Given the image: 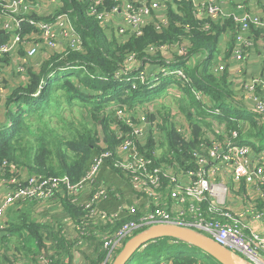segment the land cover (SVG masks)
Returning a JSON list of instances; mask_svg holds the SVG:
<instances>
[{"label":"trees","instance_id":"1","mask_svg":"<svg viewBox=\"0 0 264 264\" xmlns=\"http://www.w3.org/2000/svg\"><path fill=\"white\" fill-rule=\"evenodd\" d=\"M42 1L25 0L35 7ZM58 2L60 5L52 14L28 10L22 17L52 22L58 14H67L81 38L82 49L62 46L49 53L39 49L38 53L45 55L36 61L38 67H27L25 81L5 88L6 95L0 96V112H4L0 120V165L5 163V173L21 182L27 178L67 177L71 183H77L103 152L112 154L102 159L80 199L72 201L64 190L54 194L52 200L62 208L61 216H68L63 223L50 217L48 210L43 214L36 211V205H43L37 202L25 199L9 206L0 227L1 264H19L18 254L26 259L21 264H42V261L103 264L107 251L102 234L115 232L129 221L138 222L155 209L154 204H147L144 193L133 188L129 174L115 165L121 143L116 134L130 131L122 120L115 118L117 108H125L135 116L137 108L147 111L148 105L160 103L155 105H159L156 111L146 115L149 125L144 139L136 144L138 154L151 158L154 165L161 163L164 167L172 165L176 169L192 170L195 168L193 150L205 149L213 140L222 142L225 137L232 142V131L238 134L237 144L255 152L264 149V112L256 113L238 102V93L226 69L214 71V50L220 38L236 32L230 19H197L191 1L174 0L168 3L166 23L159 30L149 24L139 36L122 39L113 32L110 38L89 15L88 2ZM113 4L105 0L106 7ZM205 23L209 24L208 29L203 28ZM39 35L41 31L36 26L22 23V37L41 42ZM9 37L8 32L0 33V44ZM176 44L185 45V54H170L173 59L167 60L164 52ZM17 52L21 57L25 50L19 46ZM130 53H134L137 63L125 70V60ZM5 56L1 61L10 63V56ZM178 70L184 78L177 74ZM170 89L179 92L176 102L178 112L182 113L181 122L174 119L176 115L171 105L167 110L162 105V99L165 101L170 96ZM161 95L162 99H158ZM77 105L85 111L80 121L73 118L63 120L61 126L51 125L54 118H61L63 109ZM214 124L222 127L221 135L215 132ZM240 184L243 190L244 185ZM161 185V196L165 197L168 180L164 178ZM101 188L105 190L103 199L85 208L91 195ZM167 196L169 202V194ZM252 205L254 211L264 213V198L254 200ZM123 206H134L135 212L130 213ZM94 208L116 212V220L102 223L96 219L93 223L88 215ZM199 211L204 218L213 217L207 202L200 204ZM38 213L45 218H38ZM71 221L77 238H70L65 230L67 222ZM83 225L86 231L81 233ZM144 229L146 227H139L131 236ZM79 246L83 262L77 261ZM122 247L114 250L105 264H110ZM126 264L220 263L187 242L164 236L147 242Z\"/></svg>","mask_w":264,"mask_h":264},{"label":"built area","instance_id":"2","mask_svg":"<svg viewBox=\"0 0 264 264\" xmlns=\"http://www.w3.org/2000/svg\"><path fill=\"white\" fill-rule=\"evenodd\" d=\"M89 3V13L106 30L107 34L127 39L131 36L142 34L143 28L149 24L154 25L158 30L166 23L165 11L168 3L174 0H111L114 2L110 7L105 6V0H84ZM182 1V0H175ZM193 6V14L197 19L212 21L219 18L231 19L236 26L234 34V47L232 59L234 62H241L245 55V48L249 45V40L245 33L254 29L261 30L264 35V18L260 15L248 12H235L223 10L212 2H201L199 0H189ZM28 10H34V5H29L25 0H0L1 25L5 32L10 34V39L0 44V59L10 53L16 46L23 47L25 56H18L22 63L38 53L39 49L50 52L62 46H68L74 50L82 49V41L78 33L70 23L68 15L58 14L52 22L35 21L31 18L22 17ZM28 22L36 26L41 31V42L30 40L21 36V24ZM204 29L209 28V24L203 25ZM30 41V42H28ZM30 46L25 48V45ZM184 49L180 54L184 53ZM152 48L149 49L151 51ZM185 54V53H184ZM264 57V51H263ZM137 61L134 53L127 55L124 69L130 70ZM222 69L223 66H219ZM177 74L184 78L181 71ZM251 102V110L256 113L264 112V70L260 77L250 81L246 89ZM217 111V109H216ZM138 113V112H137ZM136 113V114H137ZM117 120H122L130 131L124 134H116L120 139L115 165L127 172L133 188L146 195L147 204H154L153 211L140 217L138 222L129 221L115 232H104L102 234L103 247L106 249V258L109 260L111 253L123 246L124 241L130 237L139 227H150L154 224H176L188 227L211 238L220 245L239 254L249 264H264V213L254 211V206L249 205L244 211L234 212L226 204L228 189L221 186L215 189V180L210 178L217 170L224 165V170L230 173L234 182L243 180L246 185L264 195V169L259 163L250 166V148L246 145L237 144L236 131L231 132L234 140L223 139L220 142L213 140L210 146L205 149H195L192 158L195 168L192 170L176 169L172 165L164 167L154 165L149 157L140 156L136 144L144 139L148 119L139 114L133 116L126 112L125 108H117L114 114ZM217 135H221L218 129ZM188 135H185L187 138ZM112 152H103L94 160L85 176L77 183H71L67 177L34 179L27 178L25 182L8 176L3 168L5 163L0 165V220L14 202L28 200L45 204L52 200L54 194L60 190L72 197V201L80 199L86 193V188L90 180L98 170L102 159L110 156ZM10 173V172H8ZM168 180L167 195L161 196L162 180ZM211 181V182H210ZM20 182L22 184H20ZM105 196V190L101 188L91 195L89 202L84 207L88 208L93 202H99ZM207 202L208 211L213 217L204 218L200 213V204ZM130 213L135 212L134 206H123ZM199 211V212H198ZM116 212L92 209L88 215L93 223L95 220L102 223H113L116 219ZM251 221H261L263 232H255L250 228ZM1 227V225H0ZM79 229V226L77 225ZM81 233L85 230L82 226ZM246 230L249 232L246 233ZM42 264H47L42 261Z\"/></svg>","mask_w":264,"mask_h":264},{"label":"crops","instance_id":"3","mask_svg":"<svg viewBox=\"0 0 264 264\" xmlns=\"http://www.w3.org/2000/svg\"><path fill=\"white\" fill-rule=\"evenodd\" d=\"M46 1L47 0H43L40 4L44 5V3ZM48 1L52 6L53 5H55V6L60 5L58 0H48ZM199 1H201V2H212V3L220 6L223 10L235 11V12H248V13L260 15L262 18H264V0H199ZM41 5L38 7H41ZM43 13H45V12H43ZM219 19L226 20L227 18H219ZM218 20H215V21H218ZM1 30L3 32H1ZM0 33H5V30L2 28V25H1V20H0ZM228 35H230V34L228 33ZM228 35H223L220 38L219 42L220 41L224 42L225 43L224 46H228V47H226L225 52H230V55L227 56L226 58L224 57L226 55L224 52L223 58L228 59V60H232L231 55H232V50L234 47V37H233L234 35H230L231 38H229ZM245 37L249 40V45H248V47L245 48V55H244L242 61L238 62V63L241 64L240 67H245V66L246 67H245V70H243L242 68L241 69L239 68V70H238L239 74L237 76H239L240 73H242V75L244 76V73L249 71V76L246 79L250 78L252 81L257 77H260L263 73V70H264V57H263L264 35L262 34L261 30L254 29V30H251L250 32L245 33ZM9 39L10 38L5 40L4 42L8 41ZM30 40H32V38H30ZM34 41H36V40L34 39ZM28 42H30V41H28ZM219 42H218V44L214 50L216 63H217V60L220 58V56H219ZM40 51H41V49H40ZM25 54H26V51L24 52L23 55H21V57L25 56ZM41 55H42V53H37L35 56L36 58L33 57L31 59H27L26 62H24V63H22L20 60H18V62L17 61L14 62V66H15L17 73H15L13 75V78L10 79V83H12L10 86L14 85L13 82L17 78H18L17 84L25 81V79L27 77L26 76V68L29 66L38 67L36 65L37 64L36 61L39 62L40 60H37V57H39V56L41 57ZM223 61H225V60H223ZM229 77L231 79L230 74H229ZM22 78H23V80H20ZM234 78H236V75L234 76ZM243 81L244 80H242V82ZM249 83L243 85V90H244V88L246 89V87ZM169 91H168V93H169ZM244 92H245V90H244ZM244 92L237 91L238 94L236 95L237 96L236 99L238 98V101H240V103H242L244 106L246 103L247 107L251 108V102H249V96L246 92L245 93ZM176 94L179 96V92L176 91ZM0 96H2V98H3L4 94H1ZM222 131H223V129H222ZM228 138L225 137V139H228ZM250 151H251L250 155H248V158L250 160V166H255L256 163H259L260 165L263 166V169H264V149L259 151V152H255L254 150L253 151L250 150ZM218 174H221L222 176H218ZM212 179L215 180L216 182L217 181H219V182L224 181L225 182V183L224 182L223 183L226 185V187L228 189L226 204H228L230 206L231 210L234 212L244 211L248 207V206L242 207L241 204H245V205L246 204H252L254 200H256L258 198H260V199L264 198V195H262V196L260 195L261 191H263V188H261V191L258 192L256 190L252 189V186L246 185V183L243 180L239 181L238 185L235 184L230 173L227 172V170H224V165L220 170H218L217 173H215L212 176ZM230 181H231V183H230ZM240 183H243V185H244L243 190L240 189V187H241ZM56 204L57 203H56L55 199L48 201L47 203L42 205V207H43L41 210L42 212L41 211L40 212L43 214L44 210H48L50 212L51 217H53L52 213H54V211H57V213H61V215H62V212H63L62 208L59 209ZM57 218L60 220L61 223H63L64 220L68 219V216L65 215V216L59 217V215H57ZM73 224H74L73 221L67 222V224L65 226V230H66L67 234L70 236V238H77V231H75ZM250 228L252 231H255V232H259V233L263 232V225H262L261 221H251L250 222ZM248 232L249 231L246 230V233H248ZM76 250H77L76 255H77V259H78L77 261L83 262V260H81L82 256L79 254L80 253L79 250H81V247L79 246V248ZM17 256L19 257V260H18L19 264L25 262L26 259L21 258L20 254H18ZM0 264H1V262H0Z\"/></svg>","mask_w":264,"mask_h":264},{"label":"rangeland","instance_id":"4","mask_svg":"<svg viewBox=\"0 0 264 264\" xmlns=\"http://www.w3.org/2000/svg\"><path fill=\"white\" fill-rule=\"evenodd\" d=\"M56 8H57V6H55V5L52 6L49 3V1L47 0L44 3V5H41V7H35L34 6V10L33 11L36 14H41V13L45 12V14L48 15V14H52V12H54ZM0 20H1V17H0ZM108 36L110 38H112L113 34H110ZM26 37L27 36H25V38ZM224 45H225L224 42H222V41L219 42V56H220V58L217 60V63H215L214 71L215 72H222V71H224L226 69L227 72L231 76V79L229 77V80L232 82L233 88L236 91H242V92H244L243 85H245V84H247V83H249L251 81L250 78L246 79L249 76V71H247V72L244 73V76L245 77L242 75V73H240V75L237 76L239 74V72H238L239 68L240 69L242 68L243 70H245V67L246 66L245 67H240L241 64H239L237 62H234L233 59L232 60L224 59L223 58V53L226 51V47H228V46H224ZM29 47L30 46H28L27 44L25 45V48L26 49L29 48ZM184 47H185L184 44H176V45L168 48L167 52H164L167 60L173 59V56H170V54H173V55L180 54L182 52V50H183ZM225 54L226 55L224 57L226 58L227 56L230 55V52L229 53L228 52H225ZM7 55L10 56L9 57L10 63H8V62H5L4 63L3 61H1V59L4 58V57H6V56H4V57H2L0 59V66L3 65V68L0 69V94H4V95L6 94V92L4 90L6 87H9V88L14 87V86H10L12 84V83H10V79L13 78V74L14 73H17L16 72V69H15V66H14V62H16V61L18 62L17 46L10 53H8ZM44 55H45V53L44 54L42 53L41 57L40 56L37 57V60H41L44 57ZM35 56H36V52L34 53V56H32L31 58H33V57L36 58ZM31 58H29V59H31ZM223 60H225V61H223ZM219 66H223V68L222 69H219L218 68ZM235 75H236V78H234ZM17 80H18V78L13 82L14 85L17 84ZM20 80H23V78L20 79ZM242 80H244V81L242 82ZM169 93H170V96L165 101L162 99V96L163 95H161V97L158 98V99H162V103H163L162 105L164 106V110H167L168 109L167 108L168 105H171V107L173 108L172 113L176 115L174 119L176 121H178V122H181V115H182V113L181 112H178V109H177L178 104H177L176 100L178 98V95L176 94V90L171 89L169 91ZM238 102L240 103V101H238ZM156 104H159L160 105V103H158V102ZM156 104L148 105L146 107L147 111H144V110H141V109L137 108L136 109V112H138V113L135 114V117L138 116L139 114H141L143 116H146V115L149 116L151 113H153L154 111H156L155 109H158L159 108V105L155 106ZM245 106H247L246 103H245ZM159 111H163V110H159ZM84 112H85L84 109L83 108H80V106H78V105L77 106H74L72 109H63L61 118L60 117L59 118H54L51 121V125L57 124V125L61 126V125L64 124V121L63 120L70 121L73 118H76L78 121H80L81 120V117L84 114ZM3 115H4V112L1 111L0 112V120L3 119ZM208 121H210V120H208ZM214 127H215V129H218L220 132H222V127L221 126H218L217 124H214ZM98 131H100V128H98ZM100 137H101V134H100ZM99 142L102 143L101 141H99ZM217 172H218V170L215 173H217ZM218 176H222V175L221 174H218ZM211 177H212V175L210 176V178ZM223 182L217 181L216 182L217 184H214V183H212V184H213V186H214L215 189H218V188H220L223 185L226 186L224 184L225 182L224 183ZM235 184L238 185L239 184V181L235 182ZM241 205L243 207V206H249L251 204H246V205L245 204H241ZM35 207H36V211H39V212L43 208L41 205H36ZM52 214H53L52 216L54 218H56V219H57V215H59V217L61 216V213H57V211H54V213H52ZM38 216H39L38 218H45V217H42L41 214H38ZM50 217H51V215H50ZM3 223H4V221H3V219H1L0 220L1 227H2Z\"/></svg>","mask_w":264,"mask_h":264},{"label":"water","instance_id":"5","mask_svg":"<svg viewBox=\"0 0 264 264\" xmlns=\"http://www.w3.org/2000/svg\"><path fill=\"white\" fill-rule=\"evenodd\" d=\"M1 32H3L1 30ZM169 236L187 242L217 260L220 264H249L239 254L220 245L198 231L176 224H154L127 239L110 264H126L132 254L147 242Z\"/></svg>","mask_w":264,"mask_h":264}]
</instances>
